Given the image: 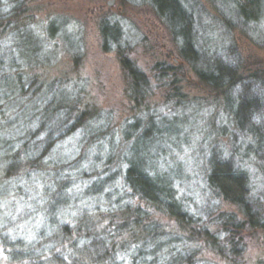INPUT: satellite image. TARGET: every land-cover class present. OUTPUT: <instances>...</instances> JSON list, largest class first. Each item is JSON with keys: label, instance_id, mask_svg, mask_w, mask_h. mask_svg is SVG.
Returning <instances> with one entry per match:
<instances>
[{"label": "rangeland", "instance_id": "obj_1", "mask_svg": "<svg viewBox=\"0 0 264 264\" xmlns=\"http://www.w3.org/2000/svg\"><path fill=\"white\" fill-rule=\"evenodd\" d=\"M179 2L183 16L166 12L176 35L145 0H25L15 23L38 48L37 62L26 68L39 86L32 102L42 104L43 94L55 102L63 98L72 117L81 114L77 128L51 150L52 163L68 175L67 193L76 196L77 206L64 215V222L73 236L76 231H113L121 214L102 209L104 192L111 187L86 198L83 190L98 176L119 171L113 187L121 192L127 163L142 161L155 174L168 176L177 200L196 221L182 226L147 210L166 231L183 236L184 244L199 249V258L208 263L264 264V11L257 21L244 23L231 0ZM51 23L52 35L47 32ZM106 24L118 42H109L105 50L101 28ZM187 38L194 39L193 64L180 52ZM184 51L190 53L186 45ZM122 59L146 84L133 85ZM215 62L237 76L255 78L223 96L224 90L204 86L195 74L212 70ZM223 164L243 173L249 216L206 188L212 168ZM46 166L36 173L38 181L32 177L36 171H28L35 180L22 182L23 190L34 189L28 199H0V235L35 239L41 218L34 217L35 222L29 215L41 213L33 203L37 198L39 206L44 199L38 193L49 182L52 166ZM23 169L20 176L27 174ZM95 204L98 212L92 210ZM220 217L242 229L229 227L223 234ZM204 229L218 235L217 240L205 238ZM68 239L56 240L59 250L69 247ZM229 242L236 244L235 253L228 252ZM52 261L49 255L44 264ZM0 264L32 263L9 262L0 246Z\"/></svg>", "mask_w": 264, "mask_h": 264}, {"label": "trees", "instance_id": "obj_2", "mask_svg": "<svg viewBox=\"0 0 264 264\" xmlns=\"http://www.w3.org/2000/svg\"><path fill=\"white\" fill-rule=\"evenodd\" d=\"M145 1L178 35L169 22L172 19L166 18V12L170 10L183 16L185 10L179 0ZM262 1L231 0L244 23L257 21L264 11ZM24 4L25 0H0V199L5 196H12L18 201L28 199L34 189L23 190L25 187L22 182L26 179L32 180V177L38 181L37 178L40 176L38 177L37 174L41 170L40 167L47 170L46 164H50L52 170L48 172L49 182H43L38 193L41 197L44 196V199L39 200V206L36 204L37 198L34 199L33 207L39 208L41 213L31 211L29 215L31 219L41 218L35 239L27 242L22 235L8 233L3 234L4 236L0 235V246L8 261L44 264V259L50 255L52 264H214L199 258V249L185 245L183 236L166 231L159 221L150 217L147 210L174 219L182 226L196 224L194 218L177 200L175 189L168 176L155 174L150 167H145L142 161L127 163L120 178L123 186L121 192L113 187L119 171L103 174L105 175L103 177L98 176L83 190L82 198H86L89 195L97 196L106 187H111L110 191L104 192L105 202L102 209L109 214L114 211L120 212V221L114 226V230L104 229L101 233L91 231L85 232L84 235L82 231H76L75 236L70 235L63 217L69 210L76 208V196L72 198L67 193L70 185L67 181L68 175L52 163L51 150L65 139L62 135H67L77 128L81 114L72 117L71 108L64 105L66 99L63 98L55 102L53 98L51 101L43 94L41 95L45 96L42 98V104L45 101L43 105L37 104V101L32 102L39 86H35V79L27 73L26 68L37 62L38 48L25 30L16 29L15 23ZM104 27L109 28V26L106 24L101 28L103 48L106 50V44L117 43L118 37L116 31V35L111 37ZM53 29L54 24L51 23L48 26V34L52 35ZM111 29L114 30L113 27ZM193 42V38L191 41L189 38L185 39L184 47L180 51L191 64L197 60V55L193 51ZM185 45L190 52L188 54H185ZM121 64L128 71L135 87L146 84L143 75L127 60L122 59ZM213 67L210 71H195L196 77L204 86L207 85L206 87L224 90L223 96L234 87L248 84L249 79L255 78V76L248 78L237 76L220 63L215 62ZM71 117L74 119L71 125H68ZM87 126H81V129ZM105 160L106 163L109 162L108 158ZM21 167L27 171V174L20 176ZM32 170L36 172L30 177L28 171ZM80 174V176L85 175L83 172ZM206 186L212 194L241 207L249 216L247 189L242 172L232 169L227 164L218 165L212 168L207 176ZM94 206L92 210L98 212L100 205ZM220 218L222 220V217ZM34 220L37 221L35 218ZM262 221L264 222V216ZM220 225L224 226L223 234L229 233L227 230L229 227L232 230L242 229L238 222L232 224L230 218L223 219ZM203 231L205 238L217 240L218 235L214 237L205 229ZM116 237H119L120 242L115 241ZM66 238L72 243L69 247L59 250L56 240ZM227 249L228 252L235 253L236 244L229 242Z\"/></svg>", "mask_w": 264, "mask_h": 264}, {"label": "water", "instance_id": "obj_3", "mask_svg": "<svg viewBox=\"0 0 264 264\" xmlns=\"http://www.w3.org/2000/svg\"><path fill=\"white\" fill-rule=\"evenodd\" d=\"M111 4H112V2L108 3V5H111Z\"/></svg>", "mask_w": 264, "mask_h": 264}]
</instances>
